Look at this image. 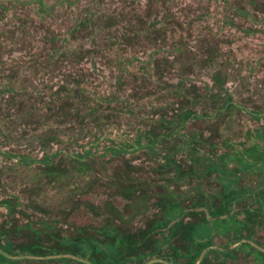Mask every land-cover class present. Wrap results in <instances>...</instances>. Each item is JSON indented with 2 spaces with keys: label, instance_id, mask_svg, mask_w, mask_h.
Here are the masks:
<instances>
[{
  "label": "rangeland",
  "instance_id": "1",
  "mask_svg": "<svg viewBox=\"0 0 264 264\" xmlns=\"http://www.w3.org/2000/svg\"><path fill=\"white\" fill-rule=\"evenodd\" d=\"M250 1L264 7V0H0V221L4 201L16 198V215L56 222L67 231L102 223L105 216L96 213L103 205H113L133 227H144L160 215L163 185L180 194L184 223L199 222L201 211L210 219L201 203H220L211 197L220 192L221 178L214 169L206 171L202 160L194 175L177 179L175 162L186 170L188 153L175 143L184 146L182 137L201 135L196 152L205 160L220 153L241 155L254 144L264 149V136L255 133L264 118L233 112L230 118L180 124L187 111L200 114L213 107L210 92L217 91L213 75L219 59L234 101L264 109V22L243 18L229 5ZM88 17L86 29H74ZM178 43L184 46L180 54L172 49ZM157 46L163 51L152 54ZM180 78L184 85L177 88ZM74 84L82 88L75 113L60 110L59 95ZM177 94L184 97L180 103ZM124 98L128 103L121 106ZM108 104L111 121L103 124L104 111L95 108ZM177 125L179 134L168 135ZM161 133L164 148H175L171 156L160 143L154 149L143 144ZM85 150L91 155L82 169L74 159ZM51 155H56L52 163L63 167L61 181L46 174L40 162ZM236 164L228 168L229 176L238 178L237 188L253 192L264 183V174L238 172ZM134 180L142 184L132 201L115 187ZM246 208L255 215L257 205L244 195L230 213L240 221ZM232 234H214L209 249L232 246ZM255 239L262 246L264 229ZM213 256L208 258L217 261ZM243 257L226 264H253Z\"/></svg>",
  "mask_w": 264,
  "mask_h": 264
},
{
  "label": "trees",
  "instance_id": "2",
  "mask_svg": "<svg viewBox=\"0 0 264 264\" xmlns=\"http://www.w3.org/2000/svg\"><path fill=\"white\" fill-rule=\"evenodd\" d=\"M250 5H243L244 7L232 6L229 4L232 9L243 18H250L251 20H256L257 22H264V7L256 6L252 1L249 2ZM39 5H43L42 2H39ZM49 9L53 10L54 6H48ZM90 17L77 21L74 25L75 30H84L87 25L90 24ZM249 29L247 28L246 31ZM120 43V42H118ZM118 45V44H116ZM182 44H175L172 49L174 52L182 53L183 51ZM162 46H157L152 49V54H159L163 51ZM220 56V55H218ZM217 65L218 71L213 75L215 82L217 83V91L210 92L211 102H213V107L206 112L196 113L194 111H187L185 115V121L180 124H185L191 118L193 119H204V118H230L229 113L233 112H243L249 115L251 119L260 120L264 118V109H248L244 105L238 104L232 98V94L225 87L224 78L227 74L223 73L222 66L224 65L223 61L215 62ZM143 66V65H142ZM187 77V76H185ZM184 85V78H180L177 82V88ZM82 88L79 85H71L66 91L59 95V97L64 101L60 104V110H67L68 112H74L76 109V96L79 97L81 94ZM184 97L176 95L175 99L182 101ZM115 103H118V98H112ZM121 102V106H124L128 103V98H124ZM72 105V109L66 104ZM110 104L100 107L96 106L95 112L104 111V114L101 115V122L103 124H109L111 121V109H109ZM52 109V108H50ZM113 109V107H112ZM73 110V111H72ZM75 110V111H74ZM92 110V108H91ZM97 110V111H96ZM94 112V111H93ZM183 116V115H182ZM181 115L177 119H184ZM187 118V119H186ZM172 125L173 123H168ZM179 125L175 127L173 131L170 132L171 136L179 134ZM256 135L260 137L264 136V125L257 128L255 131ZM180 136V135H179ZM167 137V136H166ZM164 133L155 134L153 137L145 138L144 146L148 149H154L156 144H161L165 150V156H171L175 152V148L167 150L163 146ZM180 140L181 143H184V146H180V143L177 144L178 149L184 147V150L187 151L186 161L188 162V168L186 170L182 169L180 163L173 165L177 168L176 171L179 175L177 179L180 181L186 176H192L196 173L200 161H203V166L206 171H211L214 169L218 174V178H221L220 192L216 195H213L211 199L219 200V204L213 205L211 203L204 201L203 208L207 210V213L210 216L204 214L203 211L199 213L200 219L198 221H188L184 223L182 215H184L183 204L181 201L180 194L174 190H170L167 185H163V191L158 192V204L161 208V214L158 218L146 222L144 227H132V222L127 219L117 218L107 219V221L97 227L93 226H75L74 233L71 235H66L63 237L59 235L58 250L66 249V252L71 251L73 255L81 258H89L94 264H99L101 261L100 255L105 256V260L108 264H142L150 258L162 259L164 260L165 256V247H172L173 249V260L179 259V257L186 256L188 258L186 264H195L197 261H200L201 264H211L212 260L208 259L207 252H212L210 246L213 240L214 234L225 235L230 232L233 233V241L238 245L245 248V251L254 256L255 261L264 264V251L257 249L259 242L255 239L256 232L259 229H264V186L262 182H258L254 187H259L258 189L251 192L247 188H237V179L229 176V164H236V170L238 172H255L257 174H264V149L257 145H251L249 147L242 148L241 155L237 152H228L220 153L210 159H201V156L198 155L196 149L198 145L203 141L201 135L189 133L188 137L183 140V137ZM52 140H55L52 138ZM77 143L80 141H76ZM80 146V145H79ZM115 150V149H113ZM114 153V152H113ZM56 154V153H55ZM91 155L90 150H85L79 155V157L74 159V162L82 164L83 160ZM119 155V152L116 156ZM56 155H51L49 158L44 157V160H40L42 166L46 170V174L51 176L54 181H61L63 179V167L60 164L52 163V160ZM51 161V162H50ZM212 161V162H211ZM211 162V163H210ZM171 166V164H170ZM213 171V170H212ZM120 183L119 181H116ZM141 184L137 181H129L127 186H122L125 193L123 195L128 196L130 199L138 194V191L141 189ZM118 188V187H115ZM253 190V189H252ZM144 195V193H142ZM244 195H247L256 205L257 210L255 215L252 216L248 208L245 209L244 218L240 221L236 218L235 214L230 213L231 207L234 206V203L240 201ZM136 198H142L141 194L136 196ZM204 196H200L198 200H202ZM110 210V209H109ZM109 210H107L109 212ZM44 230L51 229L53 231H60L62 227H57L53 224L45 223L43 225ZM89 230H98L100 232H105L106 235V245H103L101 240L89 236ZM245 230L248 234L242 236V231ZM216 231V232H215ZM243 238H247L248 242H243ZM254 239L256 241H254ZM256 242V243H255ZM264 247V242H262ZM184 251V254H181V251ZM234 251V250H233ZM224 256V255H223ZM218 261V260H217Z\"/></svg>",
  "mask_w": 264,
  "mask_h": 264
},
{
  "label": "flooded vegetation",
  "instance_id": "3",
  "mask_svg": "<svg viewBox=\"0 0 264 264\" xmlns=\"http://www.w3.org/2000/svg\"><path fill=\"white\" fill-rule=\"evenodd\" d=\"M120 187L122 186H118L119 190H122ZM130 200L133 201V199ZM15 201L16 198L6 199L4 201L6 213L3 219L0 221V264H18L21 261L23 262L22 264H49V262L51 261L57 262L58 264H94L90 261L89 258L86 259L76 257L71 251L66 252V249H62V251L58 250L59 245L56 243L59 240V235L61 234L63 237H65L66 235H71L72 233H74V227L69 228V230L67 231L66 227L63 228L62 226L57 225L56 222H37L33 219H29L26 216L21 215L23 217L22 218L20 215H16L15 213ZM142 202H145V200L142 199ZM159 209L161 214V208ZM107 210H109V212ZM101 211L102 212L100 213H96V215H101L103 217L105 216L102 223L89 226L97 227L103 224L105 220L107 221V219H109L108 217H110V219H113L121 216L120 218L124 219V215L119 214L120 211L113 205H103ZM125 219L127 218L125 217ZM127 220L132 222L131 219ZM45 223L53 224L57 227H62L61 233H59L60 231H53L51 229L44 230L43 225ZM88 234L89 236H93L94 238L101 240L103 245H106L105 232H100L98 230H89ZM256 240L254 239V241ZM256 248L264 251L263 246H257ZM211 253L214 254L213 259H218V261H213V263L211 264H226L229 260L231 262L235 260L238 261L241 260L239 259L240 256H245V259H251L253 264H260L255 261L253 255L245 251V248L241 247L237 243L229 246L222 251L212 250V252H207V257H209V254ZM181 254H184L183 250L181 251ZM172 255V247H165V256L163 257L164 260L150 258L142 264H145L147 262H150L152 264H186L188 260V258L184 256L179 257V259L174 261ZM100 256L103 257H101L102 262H100L99 264H108L105 260V256ZM181 260L184 261L180 262ZM195 264L201 263L200 261H197Z\"/></svg>",
  "mask_w": 264,
  "mask_h": 264
}]
</instances>
